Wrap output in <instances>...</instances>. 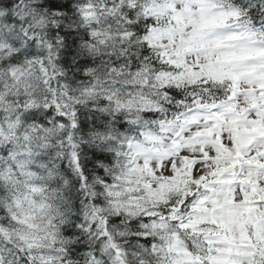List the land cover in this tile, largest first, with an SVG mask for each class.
I'll list each match as a JSON object with an SVG mask.
<instances>
[{"label":"snow or ice","instance_id":"snow-or-ice-1","mask_svg":"<svg viewBox=\"0 0 264 264\" xmlns=\"http://www.w3.org/2000/svg\"><path fill=\"white\" fill-rule=\"evenodd\" d=\"M0 264H264V0H0Z\"/></svg>","mask_w":264,"mask_h":264}]
</instances>
